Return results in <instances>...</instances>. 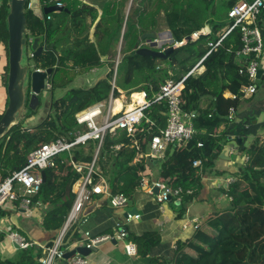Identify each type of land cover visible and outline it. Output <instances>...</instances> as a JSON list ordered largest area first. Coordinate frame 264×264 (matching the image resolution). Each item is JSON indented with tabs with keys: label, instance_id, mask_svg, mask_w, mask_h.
I'll return each instance as SVG.
<instances>
[{
	"label": "trees",
	"instance_id": "trees-1",
	"mask_svg": "<svg viewBox=\"0 0 264 264\" xmlns=\"http://www.w3.org/2000/svg\"><path fill=\"white\" fill-rule=\"evenodd\" d=\"M10 1L2 0L0 6V47L5 50L8 60L7 17ZM61 1L64 4L62 12L51 13L40 20L27 9L28 0L26 18L27 39L30 36L45 37L44 52L32 58L34 67L43 71L52 69L53 73L49 77L51 92L54 94L57 90H65V94L59 101L53 98L46 115L33 127L26 125V122L37 116L39 109H28L29 114L24 115L0 138L1 180L21 170L29 155L42 145L61 137L71 138L74 114L86 109L91 104L90 99L98 95L100 89L97 85L91 93L73 86L74 74L68 73L75 71L85 74L106 62L111 71L107 80L100 84L104 85L102 90H107V93L104 92L106 98H109L112 92L111 80L115 77V58L122 45L121 60L116 71L117 88L129 94L150 92V87L158 91L166 80L179 79L177 73H174L175 67L188 72L207 55L210 50L208 43L216 41L230 27L228 22L224 24V17L228 19L230 10L242 0H223L221 3L216 0ZM246 1L252 3L255 0ZM161 25L172 34L175 42L186 40L206 26L212 32L197 41H188L183 47L177 48L168 60L138 55L136 45L141 47L142 36L147 33L156 34ZM240 48L241 33L237 30L203 61L204 71L201 74L195 73L187 79L182 109L195 114L197 134L190 142L176 147L165 164L159 163L160 177L166 185L194 191V195L182 199L183 203L197 196L206 170L211 171L215 167L230 137L236 136L243 140L240 151H244L250 158L247 166L237 175L236 182L225 191L232 198L228 207L209 217L190 240L180 244L173 264H264V137L256 135L254 141L246 145L251 134L249 127L264 129V122L253 125L264 113V106L257 107L255 116L239 124L233 114L230 115V109L233 108L235 113L239 109L244 100L242 91L249 85L247 77L239 74L235 59V53ZM8 60L7 76L4 79L6 89ZM118 89L114 91L115 98L119 95ZM227 92L236 95L237 99H225ZM205 98L209 100V105L202 108ZM6 102L7 107L8 99ZM4 113L0 115V120ZM147 120L155 122L156 128H151L147 121H143V133L149 131V134H158L166 127L164 108H151L147 111ZM221 128L224 130L220 135ZM200 142L203 143L201 148L198 147ZM131 144L133 138L122 132L114 138L108 137L104 146V151L112 154L104 166V175L109 180L110 188L113 193H123L129 198L142 189L143 176L152 177L150 167L156 163L146 158L134 163L137 151ZM115 145H122L124 149L113 154L111 148ZM93 150L94 147L90 145L86 158H83L84 150H76L75 159L91 162ZM196 160H203L202 168L193 167ZM43 174L42 190L33 197V203L50 207L44 218L46 227L63 226L75 200L72 187L79 175L73 170L66 154L56 158L55 166L46 169ZM6 214L0 210V218ZM132 241L136 245L137 255L147 258L156 239L146 235L134 237ZM43 256L41 250L35 252L29 248L21 250L17 259L7 264H40Z\"/></svg>",
	"mask_w": 264,
	"mask_h": 264
},
{
	"label": "built area",
	"instance_id": "built-area-1",
	"mask_svg": "<svg viewBox=\"0 0 264 264\" xmlns=\"http://www.w3.org/2000/svg\"><path fill=\"white\" fill-rule=\"evenodd\" d=\"M52 2V5L64 9V4L61 0H52ZM263 14L264 0H255L252 3L246 0L240 1L228 13L229 29L216 41L208 43L209 52L194 68L188 72L180 69L178 70L179 74L176 69L178 80H166L158 91H154L150 87V92L131 93L130 103H125L123 109L118 113L114 112L115 103H110L108 109H105L103 104L97 103L81 112L75 113L72 127L74 131L71 133V138L61 137L52 143L42 145L29 155L25 166L21 170L13 172L4 180L0 178V210H6L9 204L20 203L21 209L27 215H31L33 197L41 192L44 183L42 173L46 169L55 166L56 158L66 154L70 159L73 170L79 175L72 187V193L75 195L74 203L58 237L50 246L38 245L39 249L44 253L43 258L39 261L40 264H61L63 262H66V264H89V256H82L78 253L69 259H65V255L73 251H69L71 247L69 246L68 237L74 226L79 222L86 205L92 202L94 196L108 197L111 206L115 209L126 208L130 203V198L127 195L112 192L109 180L103 175L97 165L106 140L108 137L114 138L118 134L126 132L128 136L133 138L131 147L137 151L135 163H139V158L143 157L150 161L154 160L165 164L169 154L176 147H179L182 143L190 142L197 134L194 123L195 114L187 113L182 109V97L187 79L201 70L203 61L214 50L221 47L224 40L237 30L241 33V48L236 51L235 59L240 69L239 74L249 80L248 87L242 91L243 99H248L257 94L259 89L258 73L260 70L264 72V30L261 20ZM48 20H50V17H48ZM211 32V28L206 26L189 38L191 41H197L202 36L211 35ZM32 39L30 37L27 40L29 45H31ZM166 42L177 49L186 45L188 38L182 42H175L173 37H171ZM148 44L146 45L147 47ZM144 46L141 45V47ZM30 57L33 58V54ZM120 60L117 61V66ZM117 66L115 77L112 81L111 95L113 94V96L114 91L118 89L116 86ZM135 94H138L137 99L133 98ZM225 98L236 100L237 96L229 93L225 95ZM128 106H133V109L131 111L128 110ZM155 106L164 108L167 118L166 127L161 129L158 134L151 135V140L147 141V143L140 144L135 140L139 135L143 121H147L151 128L156 127L155 122L147 120V111ZM234 113L235 110L233 108L230 109V115ZM90 143L96 146L93 160L89 163L74 161L76 150L86 147ZM145 144L148 148L147 151L142 149V145ZM198 147H203V143L200 142ZM111 149L112 153H117L124 147L115 145ZM238 154L239 152L235 149H231L229 153L230 156H237ZM249 160V156L245 155L241 163L242 167H246ZM193 167L202 168L203 160L194 161ZM145 178V176L142 178V188H145L146 194L159 205L162 212H164V207L168 203H181L184 197L194 195L192 190H184L181 187H169L163 179L148 183ZM235 181L233 178H216L211 181V184L217 189L228 188ZM156 189H158V193H155ZM224 196L229 202L232 201V198L228 195ZM140 219V214L128 212L125 216V223H116L115 227L117 229L114 236L93 237L90 232H85L84 237H86L87 243L76 242L74 250L79 247H85L93 251L103 242H111L113 239L124 241L128 237L127 225ZM189 226L194 227L195 231L199 229V219H193L190 224L184 225V229L189 228ZM1 228L2 224H0V231H2ZM8 237L20 250H27L33 247V243L19 232H12ZM124 250L130 256L137 255L136 245L131 242L125 244Z\"/></svg>",
	"mask_w": 264,
	"mask_h": 264
},
{
	"label": "crops",
	"instance_id": "crops-1",
	"mask_svg": "<svg viewBox=\"0 0 264 264\" xmlns=\"http://www.w3.org/2000/svg\"><path fill=\"white\" fill-rule=\"evenodd\" d=\"M49 2V5H48ZM48 2H42V7L51 6L53 4L52 0ZM2 4V0H0V6ZM131 8V5L129 9ZM264 27V14L261 17ZM33 38V37H31ZM43 46V45H42ZM33 54V53H32ZM30 59V58H29ZM29 60V63L30 64ZM33 61V60H32ZM34 62V61H33ZM27 64V65H28ZM34 66V63H32ZM7 60H6V52L0 47V107L5 111V102L8 99L7 89L5 87V82L3 81L2 76H5ZM30 66V65H29ZM106 67V73L97 77L98 71L101 68ZM33 70H41L36 69L34 67ZM42 71V70H41ZM111 71L110 67L105 62L100 68L94 69L91 72L97 77L92 84H89V87H97L100 89L98 95L96 97H92L89 101L90 105L101 103L105 106V109L109 108L110 103L114 104L117 99H121L123 106L126 103V99L130 96L128 91H123L118 89L119 95L115 98L113 94L106 98V93L103 88V81H105L108 77L109 72ZM204 71V68L197 71V74H201ZM88 73L82 74V76H86ZM262 82L264 83V77L262 78ZM50 83V82H49ZM99 84V85H98ZM86 85V84H85ZM78 88V87H76ZM51 91V89L49 90ZM65 91V90H64ZM102 91V92H101ZM259 91V89H258ZM126 93L128 96H126ZM258 93V92H257ZM229 94L227 92L225 95ZM51 95L53 93L51 92ZM224 95V97H225ZM127 97V98H126ZM228 99V98H225ZM256 100V95L250 97L248 99H244L241 101V105H245L244 102L247 100ZM53 98L51 97L52 103ZM61 100V99H60ZM108 101V102H106ZM49 104V103H48ZM89 105V104H88ZM89 105V106H90ZM209 105V100L205 98L202 103V108H206ZM88 106V107H89ZM259 103H251L250 107H252V111L248 109L245 112L239 115V110L233 114V118H236V123L239 124L241 121L245 119H249L257 114ZM50 109L49 105L46 106ZM123 109V108H122ZM2 114V112H0ZM23 116V115H22ZM22 116L17 121V123L22 119ZM166 118V115H165ZM36 116L32 119H29L26 122V125H34L36 122L34 121ZM264 122V113H262L258 119V122H254L255 124H260ZM167 124V118H166ZM142 125L140 126L139 135L136 138V142L143 144L149 141V138L152 134H149V131L143 133ZM156 128V127H155ZM251 132L250 136L247 139V146H249L255 139V136L258 135L260 137H264V129L258 128L257 126H251L248 128ZM74 130V129H73ZM150 130V128H149ZM224 128L220 129V135ZM118 134L117 136H119ZM235 137H230L229 140H235ZM96 150V146L93 143H90ZM88 146V145H87ZM142 149L147 151V145H142ZM77 150L83 151V158H86L89 155V150L87 148L81 147ZM112 151V149H111ZM174 151V150H173ZM77 152V151H76ZM104 152V153H103ZM98 159V167L104 175V166L108 161L110 153H107L103 150ZM240 152V150L238 151ZM96 153V151H95ZM119 153V152H117ZM113 153V154H117ZM221 155V154H220ZM102 156L101 160L100 157ZM230 161H232L233 155H229ZM94 157H92L93 160ZM137 158V157H136ZM141 161V158H139ZM107 160V161H106ZM227 162L224 159L219 157V160L215 162V167L210 171L206 170L203 178H202V188L199 190L197 196L192 199L185 200L183 203H168L164 207V212L160 210L159 205L149 197L145 189L142 188L137 190L133 197H130V203L126 208L115 209L111 206L110 199L108 197L103 196H94L91 203L86 205L84 211L82 212L79 222L74 226V229L70 233L69 237V251L74 250V244L78 241L83 243H87L86 237H84L85 232H90L93 237H102L116 234V223H125V216L128 212L130 213H138L141 216L140 220L133 221L129 225H127L128 229V237L124 241L116 240L115 243L107 242L104 245L94 249L89 255V264H173V260L175 258V254L177 250L180 248V244L186 243L190 240L194 234V227L189 226V228L184 229V225L190 224V222L197 218L200 221V226L204 221H206L212 215L226 209L229 205V201L225 199L224 195L225 191L229 190L228 188H215L211 181L218 179H226L233 178L237 179V175L240 173L242 167V162L238 164H229L227 167ZM80 163H89V162H80ZM135 163V162H134ZM152 172V177H146V181L148 183H152L157 181L158 179H162L160 177L161 165L159 162H156L152 168L150 167ZM106 177V176H105ZM107 178V177H106ZM108 179V178H107ZM236 182V181H235ZM234 182V183H235ZM32 213L31 215H27L23 209H21L20 203L9 204L6 210V216L0 218V224H2V231H0V264H7L11 261L17 259L20 249H17L15 244L9 239L8 235L12 232H19L26 236L30 242L33 243V249L35 252L39 251L38 245L42 246H50L55 239L58 237L62 227L53 225L51 227H46L44 224V218L49 213L50 207L46 205L34 204L31 206ZM75 235V237H74ZM155 237L156 242L148 254L147 258L128 255L124 246L127 243H133L132 239L134 237H144V236ZM73 237V239H72ZM71 238V239H70ZM134 244V243H133Z\"/></svg>",
	"mask_w": 264,
	"mask_h": 264
},
{
	"label": "water",
	"instance_id": "water-1",
	"mask_svg": "<svg viewBox=\"0 0 264 264\" xmlns=\"http://www.w3.org/2000/svg\"><path fill=\"white\" fill-rule=\"evenodd\" d=\"M28 0H11L10 10L7 17L9 41H8V51H9V73H8V83H7V95H8V105L6 107L5 113L0 120V138L5 135V133L17 124V121L23 114V111L28 108L31 111H36L40 108L42 104V95L51 89L49 83V77L52 75L53 70L48 69L46 71L33 70L31 66L24 65L25 48L28 46L27 38V18H26V5ZM51 0H29V10L39 18L44 20V17L51 13H60L64 9L58 8L54 5L42 7V2H48ZM130 9L128 10L129 13ZM169 36L172 37L170 32H167ZM158 35L153 33L144 34L141 38L143 42L150 43V47H140L136 45V52L138 55L159 58L163 60H168L170 56L176 50L175 47L170 46L164 51L157 50L159 45ZM170 37V38H171ZM167 38L165 41H168ZM190 41V38H188ZM43 45V46H42ZM45 50V37L39 36L34 37L31 43V51L33 56H40ZM121 47L119 49V53ZM263 71L260 70L258 73V84H262ZM45 106V105H44ZM151 140V137L149 138ZM243 143L241 138L235 140H229L224 146L220 158L225 161H230L229 153L231 149L237 151ZM74 161L76 159L74 158ZM44 178V174L42 173ZM145 189V188H144ZM158 193V189L155 190ZM111 242L115 243L116 240L113 239ZM106 242L100 243L98 247L104 245ZM17 249L18 246L15 245ZM91 250L85 247H79L65 255V259H69L76 253L82 256H89ZM61 264H66L63 262Z\"/></svg>",
	"mask_w": 264,
	"mask_h": 264
},
{
	"label": "rangeland",
	"instance_id": "rangeland-1",
	"mask_svg": "<svg viewBox=\"0 0 264 264\" xmlns=\"http://www.w3.org/2000/svg\"><path fill=\"white\" fill-rule=\"evenodd\" d=\"M217 2H223V0H216ZM48 5H49V2H48ZM130 5H131V1L129 2V4H128V8H127V11L129 10V7H130ZM127 11H126V13H127ZM223 21H224V24H227V22L229 23V21H228V19H227V17H224V19H223ZM263 30H264V27H263ZM167 32H169V31H167L166 29H165V27H164V25H161V27L159 28V30H158V32L156 33L157 35H158V37H157V39L159 40V45H158V47H157V50H159V51H164L165 50V48L167 49L168 47H170V45L165 41L167 38L168 39H170V37L171 36H169L168 34H167ZM26 38H27V36H26ZM148 44V42H143V44L142 45H145L144 47H147L146 45ZM150 44H148V47H150L149 46ZM120 47V46H119ZM121 47L123 48V46L121 45ZM119 49L120 48H118V54H117V56H116V58H115V63H116V65H115V69H116V66H117V61H119L120 59H121V53H119ZM121 52V51H120ZM32 54V51H31V45H29L28 44V46L25 48V56H24V65L25 64H28L29 63V57H30V55ZM30 59H31V61H30V64H28V65H30L31 66V68H33L34 69V66H33V64L32 63H34L33 61H32V58L30 57ZM6 60H8L7 59V55H6ZM110 67V66H109ZM110 69H111V67H110ZM176 69H177V72H178V70H180V69H178V67H175V69H174V73H176ZM106 73V67H104V68H101V69H99V71H98V75H97V77H101V76H103L104 74ZM180 72H178V74H179ZM74 74V82H73V86H75V87H78V88H80L82 91H84V92H88V93H91L92 91H93V89L96 87H89V84H92V82H94L95 81V79L97 78L92 72H88V74L86 75V76H82V74L81 73H77V72H75V71H71V73L69 74L68 73V75H73ZM172 75H174L173 73H172ZM6 76H7V69L5 70V76H2L1 78H3V81L5 82V80L4 79H6ZM107 80V79H106ZM111 83H112V80H111ZM86 84V85H85ZM107 86V85H106ZM106 93H107V90L105 91ZM125 92V91H124ZM65 94V91L64 90H57L53 95H51V91H47V92H44L43 93V95H42V97H41V99H42V104H41V106H40V108H39V113H38V115L36 116V119L34 120L36 123L37 122H40L41 121V119L43 118V116H45L46 115V112L48 111V108L46 107L47 105H49V107H50V102H51V97L52 98H54L56 101H59L62 97H63V95ZM109 94H110V91H109ZM126 96H128L127 95V93H126ZM127 98V97H126ZM127 101H126V103H130V96H128V99H126ZM106 102H108V101H106ZM255 102H258L259 103V108H261V107H263L264 106V83L262 82V84L261 85H259V91H258V93L256 94V100H247V101H245L244 102V104L245 105H243V106H240V110H239V115L241 114V113H243V112H245V110L246 111H248V109L250 110V111H252V107H250V105H251V103H255ZM49 103V104H48ZM6 104H7V102H5V108H6ZM45 105V106H44ZM0 112H2L3 113V109L0 107ZM29 114V110H28V108H26L24 111H23V116L22 117H24V115H28ZM1 115V114H0ZM33 118V117H32ZM34 126V125H33ZM32 125L30 126V127H33ZM85 148H87L88 150H90V144L88 145V146H86ZM95 149L93 150V154H92V157H94L95 156ZM104 153V152H103ZM245 155H247L244 151H240L239 152V154L237 155V156H234V157H232V161L231 162H227V167L229 166V164H238V163H240V162H242L243 161V159H244V157H245ZM101 158H102V156L100 157V160H101ZM143 157H141V159H142ZM107 161V160H106ZM140 190V189H139ZM134 196V195H133ZM132 196V197H133Z\"/></svg>",
	"mask_w": 264,
	"mask_h": 264
},
{
	"label": "bare ground",
	"instance_id": "bare-ground-1",
	"mask_svg": "<svg viewBox=\"0 0 264 264\" xmlns=\"http://www.w3.org/2000/svg\"><path fill=\"white\" fill-rule=\"evenodd\" d=\"M133 98L137 99L138 98V94H135ZM122 108H123V104L121 102V99H117V101L115 102L114 112L118 113V112H120L122 110ZM127 109L131 111L133 109V106H128Z\"/></svg>",
	"mask_w": 264,
	"mask_h": 264
},
{
	"label": "flooded vegetation",
	"instance_id": "flooded-vegetation-1",
	"mask_svg": "<svg viewBox=\"0 0 264 264\" xmlns=\"http://www.w3.org/2000/svg\"><path fill=\"white\" fill-rule=\"evenodd\" d=\"M27 9L29 10V7H28ZM30 37H31V36H30ZM30 37H29V38H30Z\"/></svg>",
	"mask_w": 264,
	"mask_h": 264
},
{
	"label": "clouds",
	"instance_id": "clouds-1",
	"mask_svg": "<svg viewBox=\"0 0 264 264\" xmlns=\"http://www.w3.org/2000/svg\"><path fill=\"white\" fill-rule=\"evenodd\" d=\"M67 220V219H66ZM98 248V247H97Z\"/></svg>",
	"mask_w": 264,
	"mask_h": 264
}]
</instances>
